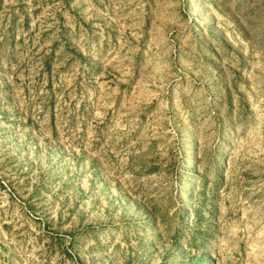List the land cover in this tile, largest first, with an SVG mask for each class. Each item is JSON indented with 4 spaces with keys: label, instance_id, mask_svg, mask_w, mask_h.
Wrapping results in <instances>:
<instances>
[{
    "label": "rangeland",
    "instance_id": "374dc122",
    "mask_svg": "<svg viewBox=\"0 0 264 264\" xmlns=\"http://www.w3.org/2000/svg\"><path fill=\"white\" fill-rule=\"evenodd\" d=\"M0 264H264V0H0Z\"/></svg>",
    "mask_w": 264,
    "mask_h": 264
}]
</instances>
